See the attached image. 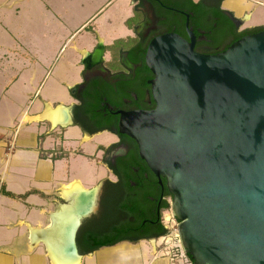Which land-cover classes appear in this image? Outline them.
I'll return each mask as SVG.
<instances>
[{"label":"water","instance_id":"1","mask_svg":"<svg viewBox=\"0 0 264 264\" xmlns=\"http://www.w3.org/2000/svg\"><path fill=\"white\" fill-rule=\"evenodd\" d=\"M189 35L150 42L156 107L122 113L118 132L167 180L194 264H264V31L217 55L198 53ZM81 218L68 245L76 259Z\"/></svg>","mask_w":264,"mask_h":264},{"label":"flooded vegetation","instance_id":"2","mask_svg":"<svg viewBox=\"0 0 264 264\" xmlns=\"http://www.w3.org/2000/svg\"><path fill=\"white\" fill-rule=\"evenodd\" d=\"M132 1L133 16L127 23L134 37L115 54L103 47L83 60V78L73 90L75 105L66 114L83 134L114 138L99 147L113 179L99 183L92 204L78 213L82 218L74 240L83 257L123 243L158 241L169 232L165 219L173 195L167 180L150 169L135 140L118 132L122 113L156 107L150 83L154 75L145 62L150 42L168 33L190 41L191 31L198 53L217 55L236 34L255 29L244 27L243 20L224 8L225 0ZM107 52L110 58L104 59Z\"/></svg>","mask_w":264,"mask_h":264},{"label":"crops","instance_id":"3","mask_svg":"<svg viewBox=\"0 0 264 264\" xmlns=\"http://www.w3.org/2000/svg\"><path fill=\"white\" fill-rule=\"evenodd\" d=\"M112 1L108 0L107 5ZM126 1L122 0L116 6L115 15H106L97 22L101 24L99 27L95 25L91 43L83 40L79 46L74 45L73 50L80 66L82 65L80 74L84 72L83 60L87 56L95 54L97 50H103V47L110 49L117 42H123L125 47V43L134 37L133 28L127 23L133 12L125 16L129 9L125 7ZM234 2L235 0H225L223 7L233 12L237 19L244 21L247 9L241 5L232 6ZM131 4H134L132 0ZM121 13L123 17L119 18ZM250 16L252 22L253 13H250ZM119 21L128 28L124 34L119 37L110 36L108 31L107 35L104 34V30L114 28ZM247 27L260 28L264 27V24L252 23ZM23 46L17 43L10 47L8 54L0 56V73L10 75L16 68L20 73L11 79L6 91L9 93L10 88L21 83V78L24 77L23 83L28 90H24L22 96L33 98L29 105L36 111L22 112L21 122L27 129L21 139L18 138L20 134L16 133L13 139L10 135L0 134V264H51L49 248L43 233L52 225L53 215L72 203V200L65 199L63 187L80 182L88 192L96 190L109 172L106 163L101 164L99 160L102 153L99 147L107 144L99 140L104 133L83 134L71 124L67 127L54 126L42 118L49 108L57 110L61 107L70 115L71 108L69 110L67 108L69 105V107L75 105V100L66 103L53 96L48 97L49 99L41 97L40 89L36 94L32 92L36 81L41 79L39 76L42 74L40 66L43 67L41 62L43 59L38 56L28 59L31 53L28 55L22 52ZM122 47L121 45L119 48ZM109 55L107 52L104 59H109ZM80 83L81 81L77 80L66 85L73 91ZM31 84L33 86L28 87ZM58 126L66 130L60 132ZM71 149L78 151L79 154L70 153ZM65 150L69 153L65 154ZM30 165H33V168L27 169ZM62 200H66L67 203L63 204Z\"/></svg>","mask_w":264,"mask_h":264},{"label":"rangeland","instance_id":"4","mask_svg":"<svg viewBox=\"0 0 264 264\" xmlns=\"http://www.w3.org/2000/svg\"><path fill=\"white\" fill-rule=\"evenodd\" d=\"M107 1L0 0V56L8 54L10 47L17 43L24 45L22 52L28 55L31 53L28 59L37 56L43 59L41 60L43 67L40 66L42 74L40 73L39 77L41 79L36 81L35 87L31 89L32 92L36 94L40 89L41 97L49 99L53 96L57 100L70 103L74 100L73 91L66 84L77 80L82 81L83 78L80 74L82 65L80 66L73 47L74 45L79 46L83 40L91 43L95 25L99 27L101 24V22L99 24L97 22L106 15H115L114 10L122 0H113L109 5H107ZM232 4L235 7L241 5L247 9L244 13V27L252 23L264 24V0H235ZM125 7L129 8L128 11L126 10L125 16L130 15L134 4H131V0H127ZM250 13H253L252 22ZM122 17L123 14L119 16V18ZM117 24L121 27L114 25V28L104 30V34L107 35V31L110 36L119 37L122 33L124 34L128 28L120 21ZM19 74L17 68L10 75L0 73V134L2 136L10 135L12 139L15 133L20 134V137L15 136L16 139L17 137L21 139L26 132L27 126L21 122L22 112H36L29 105L33 98L22 96L24 90H28L23 83L24 77L21 78V83L10 88L9 93L6 91L11 79ZM29 86L31 87L33 84ZM69 106L68 110L71 108ZM49 124L51 123L49 122ZM58 127L60 132L66 130V128ZM58 136L60 137L61 134ZM113 139V136L108 133H104L99 138L107 146ZM71 152L79 154L76 150L71 149ZM66 153L69 152L65 150ZM100 155L99 160L101 164H104V153ZM11 160L12 158L9 162ZM28 168H33V165ZM66 177L68 178V174ZM108 178H112L109 172L105 179ZM173 216L170 206L165 219L169 229L166 237L158 241L123 243L116 247L105 248L96 254L81 258L80 264H192L181 245L178 232L179 222L176 223Z\"/></svg>","mask_w":264,"mask_h":264},{"label":"bare ground","instance_id":"5","mask_svg":"<svg viewBox=\"0 0 264 264\" xmlns=\"http://www.w3.org/2000/svg\"><path fill=\"white\" fill-rule=\"evenodd\" d=\"M42 118L50 121L54 126L70 124V120L66 119V111L64 112L61 107L57 110L49 108ZM95 192L96 190L88 192L80 182H73L63 187L65 199L72 200V203L53 215L52 225L43 233L49 248L51 264H80V259L73 257L68 245L76 215L88 209L93 202ZM36 237L35 234L34 239Z\"/></svg>","mask_w":264,"mask_h":264},{"label":"trees","instance_id":"6","mask_svg":"<svg viewBox=\"0 0 264 264\" xmlns=\"http://www.w3.org/2000/svg\"><path fill=\"white\" fill-rule=\"evenodd\" d=\"M261 31H264V27H260V28H255V29H252V30H248V31H245V32H243V33H241V34H236L235 35V40L230 44V46L232 45V44H234L236 41H238V40H240L241 38H243V37H245V36H247V35H251V34H254V33H258V32H261ZM117 44V46L116 45H114V47H111L110 49H108L110 52H111V54L113 53V54H115V53H117L118 52V50L120 49V50H122V49H125V48H127L128 47V45H129V42H126L125 43V47H124V45H123V43H121V42H117L116 43ZM123 46L122 48H119L120 46ZM116 46V47H115ZM229 46V47H230ZM228 47V48H229ZM118 48V49H117ZM227 48V49H228ZM226 49V50H227ZM149 69V68H148ZM150 70V69H149ZM153 74V73H152ZM170 208V206L169 205H167V209H169ZM188 258H189V260L191 261V263L192 264H194V262H193V259L190 257V256H187Z\"/></svg>","mask_w":264,"mask_h":264},{"label":"built area","instance_id":"7","mask_svg":"<svg viewBox=\"0 0 264 264\" xmlns=\"http://www.w3.org/2000/svg\"><path fill=\"white\" fill-rule=\"evenodd\" d=\"M173 218L175 219V222L177 223L178 221L176 220V218L173 216Z\"/></svg>","mask_w":264,"mask_h":264}]
</instances>
